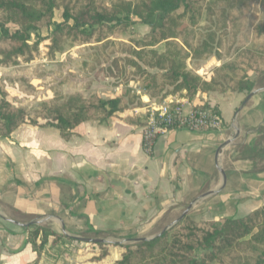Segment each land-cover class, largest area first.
I'll return each mask as SVG.
<instances>
[{"label":"crops","instance_id":"obj_1","mask_svg":"<svg viewBox=\"0 0 264 264\" xmlns=\"http://www.w3.org/2000/svg\"><path fill=\"white\" fill-rule=\"evenodd\" d=\"M252 79L245 104L250 93L172 96L214 108L222 128L170 130L150 155L143 131L156 102L146 94L136 110L139 126L120 115L82 124L69 141L56 129L32 126L1 139L0 203L13 212L6 218L25 226L0 217V264L37 260L27 240L36 226L65 236L57 243L50 238L38 264H96L90 260L97 245L76 238L99 236L126 246L159 236L190 206L187 216L197 222L241 219L264 207V75ZM120 253L110 247L101 264L114 263Z\"/></svg>","mask_w":264,"mask_h":264},{"label":"trees","instance_id":"obj_2","mask_svg":"<svg viewBox=\"0 0 264 264\" xmlns=\"http://www.w3.org/2000/svg\"><path fill=\"white\" fill-rule=\"evenodd\" d=\"M259 7L264 10V0H0V64L14 67L22 60L33 61L40 44H30L32 35L44 28L54 27L52 49L65 42L101 45L111 37L120 39L134 17L150 32L123 44L128 55L124 61L151 100L162 103L183 93L188 99L199 93L249 94L255 87L252 76L264 75V16L258 15ZM60 9L63 22L57 23L55 12ZM10 24L17 30L12 32ZM160 44L165 45L163 52L155 49ZM224 57L228 61L206 78L188 66ZM143 106L140 97L130 93L103 98L55 92L28 110L11 103L0 86V140L32 126L56 129L69 141L82 124L120 115L126 124L139 126L136 110ZM52 237L55 243L65 238L43 226L28 233L37 254L33 264L39 263ZM95 245L99 252L90 262L96 264L108 259L113 246L121 253L112 264H264V207L241 219L195 222L186 216L156 239L134 245Z\"/></svg>","mask_w":264,"mask_h":264},{"label":"rangeland","instance_id":"obj_3","mask_svg":"<svg viewBox=\"0 0 264 264\" xmlns=\"http://www.w3.org/2000/svg\"><path fill=\"white\" fill-rule=\"evenodd\" d=\"M62 14V9L55 12V22H63ZM258 15L260 18L264 16L261 7ZM132 22L134 24L120 39L111 37L110 41L101 45L65 42L58 50L51 48L54 27L44 28L32 35L30 44L36 42L40 44L39 54L33 61L22 60L14 67H3L0 64V86L7 91L11 103L28 110L37 109L43 100L51 98L55 92L66 95L83 92L86 97L100 95L103 98L130 93L140 97L142 101V96L146 94L145 88L140 82V77L134 75V70L126 65L124 60L128 55L123 51V44H131L139 40L150 32V28L140 24L134 17ZM202 25H205L204 21ZM9 28L14 32L18 27L10 24ZM164 48L165 45L160 44L155 49L163 52ZM227 50L228 43L222 49L223 54H226ZM226 61L228 57H224L223 61L219 62L218 60L189 62L188 66L191 71L206 76L216 62L224 64ZM10 213L13 212L9 205L2 201L0 214L9 217L7 214ZM93 238L98 239L99 236ZM202 255L203 252L198 253L199 257Z\"/></svg>","mask_w":264,"mask_h":264},{"label":"built area","instance_id":"obj_4","mask_svg":"<svg viewBox=\"0 0 264 264\" xmlns=\"http://www.w3.org/2000/svg\"><path fill=\"white\" fill-rule=\"evenodd\" d=\"M222 124L221 115L214 108L193 106L189 101L169 97L150 108L143 131V148L152 154L158 139L170 130L218 131Z\"/></svg>","mask_w":264,"mask_h":264},{"label":"water","instance_id":"obj_5","mask_svg":"<svg viewBox=\"0 0 264 264\" xmlns=\"http://www.w3.org/2000/svg\"><path fill=\"white\" fill-rule=\"evenodd\" d=\"M252 95H253V92L252 93H250L249 94V96L246 98V100H245V102H244V104L245 103H247V101L252 97ZM231 141L232 140H230V141H228V142H226L223 146H222V148L220 149V151L224 148V147H226L227 145H229L230 143H231ZM223 177H224V181H225V183H226V181H227V177H226V174L223 172ZM192 208V206H190V208L177 220V221H175L169 228H167L166 230H164V232L163 233H165V232H167L168 230H170L173 226H175L177 223H179L181 220H183L187 215H188V213H189V210ZM0 216H1V218L3 219V220H5V221H7V222H9V223H11V224H15V225H18V226H25V225H23V224H20V223H18V222H16V221H13V220H10V219H8V218H6V217H4V216H2L1 214H0ZM162 233V234H163ZM162 234H160L159 236H161ZM159 236H157V237H159ZM157 237H155V238H153V239H142V240H139V242H145V241H151V240H154V239H156ZM77 240H79V241H81V242H87V243H93V244H99V243H107V241H105V240H99V239H93V240H91V239H86V238H76ZM109 243V242H108Z\"/></svg>","mask_w":264,"mask_h":264}]
</instances>
